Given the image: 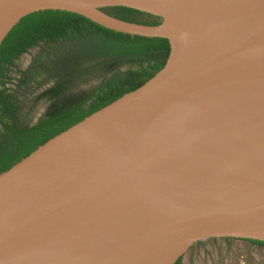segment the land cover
Listing matches in <instances>:
<instances>
[{"label":"water","instance_id":"95a60500","mask_svg":"<svg viewBox=\"0 0 264 264\" xmlns=\"http://www.w3.org/2000/svg\"><path fill=\"white\" fill-rule=\"evenodd\" d=\"M44 10L170 51L0 173V264H174L201 240L264 241V0H0V45Z\"/></svg>","mask_w":264,"mask_h":264},{"label":"trees","instance_id":"16d2710c","mask_svg":"<svg viewBox=\"0 0 264 264\" xmlns=\"http://www.w3.org/2000/svg\"><path fill=\"white\" fill-rule=\"evenodd\" d=\"M105 9L128 21L145 24L159 23L156 16L130 7L110 6ZM79 38L88 42L91 57L118 56L112 66L125 58L141 59L149 63L142 65L141 70L132 71L127 76L107 79L90 93L64 106L51 107L47 114L31 126L21 127L18 120V107L12 102L14 95L6 94L5 90L0 88V103L7 104L6 112L13 118V123L9 124L4 121L3 114H0V123L4 127V142L0 146V173L9 169L54 135L140 86L164 66L170 51L167 38L132 36L117 32L79 14L63 10L34 12L24 17L0 45V87L9 82L10 66H14L17 58L29 48L59 39ZM21 73L24 72L21 71ZM249 241L264 245V241ZM181 259L182 257L174 264H181Z\"/></svg>","mask_w":264,"mask_h":264},{"label":"rangeland","instance_id":"374dc122","mask_svg":"<svg viewBox=\"0 0 264 264\" xmlns=\"http://www.w3.org/2000/svg\"><path fill=\"white\" fill-rule=\"evenodd\" d=\"M89 50L85 39H59L34 46L18 58L20 69H11L7 88L15 96L12 102L18 107L21 124H31L47 109L64 106L106 79L124 76L138 67L112 66L109 59L91 57ZM4 109L6 105L1 112ZM5 120L13 122L9 113ZM1 127L0 123V137ZM181 257L184 264H264V245L239 238H209L190 247Z\"/></svg>","mask_w":264,"mask_h":264},{"label":"flooded vegetation","instance_id":"af4514ba","mask_svg":"<svg viewBox=\"0 0 264 264\" xmlns=\"http://www.w3.org/2000/svg\"><path fill=\"white\" fill-rule=\"evenodd\" d=\"M41 44H45V43H40V45ZM36 46H38V45H36ZM31 48H33V47H31ZM31 48H29V50L31 49ZM27 52V51H26ZM25 52V53H26ZM97 58H106V59H109L110 61H111V63H110V65H113V63L115 62V61H117V59H118V56H109V57H97ZM17 60H18V58H17ZM17 60H16V64L13 66H10V69H9V71H8V75H9V81L12 79L11 78V74H10V71H11V69H13V68H15L16 67V69L18 68V69H20V67L18 66L17 67ZM149 63V61H144V60H141V59H131V58H125L124 60H122L121 62H118L116 65H121V64H130V65H133V64H136L138 67L136 68V69H132V70H130V71H128V72H126V74L124 75V76H127V75H129L130 74V72H132V71H138V70H141L142 69V65H147ZM23 71V70H22ZM21 72V71H20ZM107 80V79H106ZM105 80V81H106ZM9 83V82H8ZM8 83H6V84H4V85H2L0 88L3 90H5V93L6 94H8V93H12L11 91H10V89H8L7 88V84ZM13 94V93H12ZM14 95V94H13ZM15 97V96H14ZM14 97H13V99H14ZM12 99V100H13ZM9 100H11L10 98H9ZM5 105H6V109H4V112H1L2 110H3V107H5ZM51 108H49V109H47L46 111H45V113L40 117V118H42L45 114H47V112H49V110H50ZM6 110H7V104L6 103H0V114H3V119H4V121L5 122H7L6 120H5V116H6V114L8 113V112H6ZM10 114V113H9ZM11 115V114H10ZM40 118H38L35 122H33V123H31V124H28L29 126H31V125H33V124H35ZM13 123V122H12ZM19 123H20V121H19ZM9 124H11V123H9ZM2 125V124H1ZM20 125H21V127H25V126H28V125H23V124H21L20 123ZM2 135H1V137H0V146H1V143L2 142H4V137H3V135H4V127H3V125H2ZM213 238H215V237H213ZM223 238H225L226 240H229L231 237H223ZM243 240H247V239H243ZM202 241V240H201ZM198 243H200V241H198V242H196V243H194L193 244V246L192 247H194L196 244H198ZM181 264H184V260L183 259H181Z\"/></svg>","mask_w":264,"mask_h":264}]
</instances>
